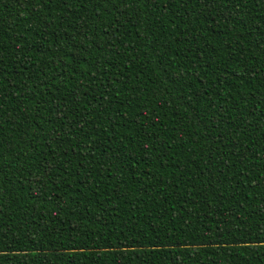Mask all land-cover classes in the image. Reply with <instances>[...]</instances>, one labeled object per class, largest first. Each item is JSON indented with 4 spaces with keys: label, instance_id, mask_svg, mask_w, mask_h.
I'll return each instance as SVG.
<instances>
[{
    "label": "trees",
    "instance_id": "16d2710c",
    "mask_svg": "<svg viewBox=\"0 0 264 264\" xmlns=\"http://www.w3.org/2000/svg\"><path fill=\"white\" fill-rule=\"evenodd\" d=\"M0 264H264V0H0Z\"/></svg>",
    "mask_w": 264,
    "mask_h": 264
}]
</instances>
